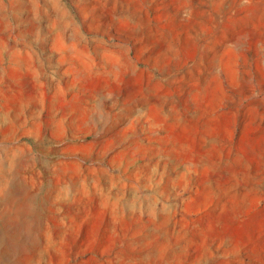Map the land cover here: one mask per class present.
<instances>
[{"label":"rangeland","instance_id":"1","mask_svg":"<svg viewBox=\"0 0 264 264\" xmlns=\"http://www.w3.org/2000/svg\"><path fill=\"white\" fill-rule=\"evenodd\" d=\"M0 236V264H264V0H0Z\"/></svg>","mask_w":264,"mask_h":264},{"label":"bare ground","instance_id":"2","mask_svg":"<svg viewBox=\"0 0 264 264\" xmlns=\"http://www.w3.org/2000/svg\"><path fill=\"white\" fill-rule=\"evenodd\" d=\"M4 116V115H3ZM4 119V118H3ZM5 120V119H4ZM13 122V121H12ZM22 172V171H21ZM1 237V236H0Z\"/></svg>","mask_w":264,"mask_h":264}]
</instances>
